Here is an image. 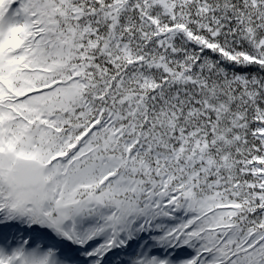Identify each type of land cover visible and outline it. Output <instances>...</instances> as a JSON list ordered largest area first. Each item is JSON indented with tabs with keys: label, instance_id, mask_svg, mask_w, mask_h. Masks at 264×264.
Masks as SVG:
<instances>
[{
	"label": "snow or ice",
	"instance_id": "1",
	"mask_svg": "<svg viewBox=\"0 0 264 264\" xmlns=\"http://www.w3.org/2000/svg\"><path fill=\"white\" fill-rule=\"evenodd\" d=\"M0 264H264V0H0Z\"/></svg>",
	"mask_w": 264,
	"mask_h": 264
}]
</instances>
